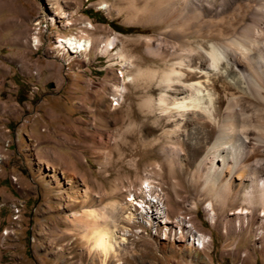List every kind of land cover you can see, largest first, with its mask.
<instances>
[{
  "label": "rangeland",
  "instance_id": "obj_1",
  "mask_svg": "<svg viewBox=\"0 0 264 264\" xmlns=\"http://www.w3.org/2000/svg\"><path fill=\"white\" fill-rule=\"evenodd\" d=\"M155 1L0 0V264H99L72 216L94 194L101 196L97 206L115 199L105 193L116 174L98 153L110 148L100 143L113 141L116 120L136 110L138 122L155 123L145 108L160 89L142 79L126 81L163 67L144 47L163 28L148 15ZM82 33L91 41L87 51L57 46L58 36ZM113 36L104 52L103 41ZM118 53L127 67L113 63ZM115 84L124 87L122 97ZM244 107L252 122L264 125L249 102ZM155 152L141 149L127 157L139 159V166L125 172L121 197L130 198L147 181L150 202L135 224L124 223L127 243L110 264H264L262 212L248 214L238 228L237 215L228 214L237 204L224 215L216 203L212 222L197 196L175 191L166 169L145 166ZM191 175V169L180 174L187 189Z\"/></svg>",
  "mask_w": 264,
  "mask_h": 264
},
{
  "label": "bare ground",
  "instance_id": "obj_2",
  "mask_svg": "<svg viewBox=\"0 0 264 264\" xmlns=\"http://www.w3.org/2000/svg\"><path fill=\"white\" fill-rule=\"evenodd\" d=\"M155 3L148 15L163 28L158 39H146L144 47L163 67L126 78L146 80L160 89L145 108L155 123L138 122L136 110L116 120L113 141L100 143L110 148L98 153L104 168L112 167L116 174L105 193L115 199L97 206L101 196L94 194L84 198L82 211L72 216L82 231L80 241L99 264L118 260L130 231L124 223L133 225L137 214L148 213L150 201L145 198L152 186L147 181L127 199L119 190L125 172L139 166V159L127 157L141 149L156 151L151 155L155 159L145 166L166 169L179 187L175 191L197 196L196 203L205 205L212 222L216 203L224 215L237 204L228 214L237 215L233 225L238 228L242 219L258 209L262 212L258 215L264 216V125L252 122L244 107L249 102L254 115L264 116V0ZM107 7L102 3L101 8ZM58 11L63 12L60 4ZM32 41L39 44L36 36ZM114 42V36L105 39L102 50L107 52ZM57 43L61 49L79 53L87 51L91 41L82 33L58 36ZM114 58L113 63L128 66L119 53ZM113 86L122 97L124 87ZM163 126L161 134L152 135ZM190 169L187 189L180 174ZM120 231L126 233L118 235ZM197 244L202 246L203 240Z\"/></svg>",
  "mask_w": 264,
  "mask_h": 264
},
{
  "label": "trees",
  "instance_id": "obj_3",
  "mask_svg": "<svg viewBox=\"0 0 264 264\" xmlns=\"http://www.w3.org/2000/svg\"><path fill=\"white\" fill-rule=\"evenodd\" d=\"M109 26H111L113 29L117 30V31H120L122 29L121 26L115 24V23H112L111 21L108 22Z\"/></svg>",
  "mask_w": 264,
  "mask_h": 264
}]
</instances>
